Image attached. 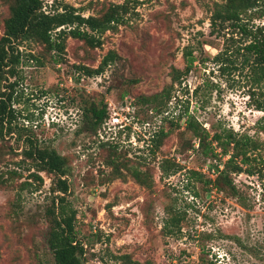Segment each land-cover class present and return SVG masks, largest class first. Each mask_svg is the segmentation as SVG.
<instances>
[{
  "label": "rangeland",
  "instance_id": "rangeland-1",
  "mask_svg": "<svg viewBox=\"0 0 264 264\" xmlns=\"http://www.w3.org/2000/svg\"><path fill=\"white\" fill-rule=\"evenodd\" d=\"M131 1L136 13L128 14L127 23L114 32H105L101 48L85 51L68 39L62 62L55 64L42 46L21 44L22 64L10 79L17 130L4 145L19 153L16 146L30 135L67 158L65 198L76 212L75 231L89 264H126L127 259L131 264H264V113L248 103L245 71L221 73L211 60L227 33L210 34L213 0ZM55 2L88 16L102 3L124 0ZM6 3L0 0V37ZM185 47L198 61L172 89L179 102L171 99L164 114L134 105L137 96L169 88L171 66L184 68ZM109 51L119 60L101 76L76 72L74 65L96 67ZM29 55L45 57L44 66ZM196 87L201 88L194 98ZM91 103L105 105L107 119L96 132L79 131L82 108ZM186 106L208 133L221 127L258 141L260 174H232L233 189L225 191L206 184L216 177L214 165L222 169L223 163L195 151L192 130L179 118ZM159 128L167 136L156 147L150 139ZM190 139L193 148L188 147ZM109 146L117 148L115 165L107 164ZM164 160L166 173L160 168ZM175 164L180 166L176 174ZM135 170L147 186L136 183ZM28 175L24 171L20 181H32ZM40 176L37 191L23 192L19 202L17 189L0 190V264H54L44 243L51 181L44 173ZM12 204L17 214L10 219ZM174 216L180 219V231L165 235L164 223Z\"/></svg>",
  "mask_w": 264,
  "mask_h": 264
},
{
  "label": "trees",
  "instance_id": "trees-1",
  "mask_svg": "<svg viewBox=\"0 0 264 264\" xmlns=\"http://www.w3.org/2000/svg\"><path fill=\"white\" fill-rule=\"evenodd\" d=\"M47 1L49 0H7L6 3L7 16L3 19V33L0 37V190L17 189L16 202H19L23 192L37 191L42 183L41 173L47 175L51 181L48 196L51 205L46 210L49 230L44 237V243L52 255L53 263L89 264L86 250L75 231L76 212L67 204L65 198L69 191L67 158L30 135H24L21 146H16L20 147L19 153L11 145H4L7 138L16 134L17 130L13 123L16 118L12 97L15 85L10 79L17 76V68L22 64L18 48L23 42L42 46L49 58L58 64L63 60L68 39L81 43L85 51L101 48L102 35L108 31L114 32L119 25L127 23L128 14L136 13L132 3L135 1L124 0L117 5L102 3L94 15L88 16H84L81 9L77 11L72 6L57 4L55 0L48 10L47 7L44 9ZM210 12V34L227 32L223 34L222 47L211 59L216 70L221 73L245 71L244 76L249 87L248 103L256 111L264 113V25L257 22L264 21V0H213ZM29 57L44 66L45 57L42 60L34 55ZM182 58L185 64L182 70L171 66L169 88L165 87L159 93L137 96L133 104L148 106L150 112L154 111L156 114H164L171 99H174L176 105L179 96H172V89L175 85H181L198 61V57L193 55V50L189 47L184 48ZM117 60L119 57L116 53L109 51L96 67L81 62L74 65V68L80 76L98 77ZM200 88L193 89L191 95L194 98ZM188 108L186 106L181 111L179 118H185L187 128L192 130L191 137L197 141L195 151L206 160L223 163L222 169L214 165L216 177L213 180L208 179L206 184H212L216 191H225L228 188L233 189L229 178L232 174H260L256 166V153L261 148L258 141L221 127L214 129L212 134L208 133L192 120ZM107 116L105 105L98 107L91 103L90 106L83 107L80 117L82 128L79 131L96 132ZM166 136L163 128H159L153 132L150 140L157 142L156 147H160ZM191 142L190 139L189 148L194 146ZM116 149L109 146L110 158L107 164H116ZM16 158L19 159L15 160ZM165 162L168 161L164 160L160 165L163 173H166ZM172 166V172L176 174L180 166ZM24 171L29 172L28 179L32 181H20ZM191 174L201 177V174L195 172ZM117 175L122 176L120 173ZM133 178L139 185L147 186L146 180L137 170L134 171ZM18 181L20 183H15ZM13 204L10 219L17 214ZM163 231L165 235L179 232V217L166 220ZM126 264L131 262L127 259Z\"/></svg>",
  "mask_w": 264,
  "mask_h": 264
}]
</instances>
